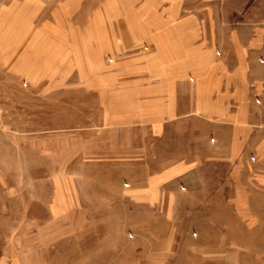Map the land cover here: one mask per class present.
Instances as JSON below:
<instances>
[{"label": "rangeland", "instance_id": "1", "mask_svg": "<svg viewBox=\"0 0 264 264\" xmlns=\"http://www.w3.org/2000/svg\"><path fill=\"white\" fill-rule=\"evenodd\" d=\"M125 1L0 0V264H264V160L242 148L226 159L230 145L199 118L145 133L127 159L115 158L121 143L91 142L94 90L117 69L90 62L88 27L102 8L112 23ZM183 2L238 30L247 96L264 122V0ZM180 162L193 166L159 202L135 200ZM57 178L81 207L51 208Z\"/></svg>", "mask_w": 264, "mask_h": 264}, {"label": "crops", "instance_id": "2", "mask_svg": "<svg viewBox=\"0 0 264 264\" xmlns=\"http://www.w3.org/2000/svg\"><path fill=\"white\" fill-rule=\"evenodd\" d=\"M183 4V0H126L112 23L107 22L108 9L102 8V22L89 24L90 62H110L117 69L102 73L104 87L94 90L99 98L94 103L97 116L89 126L95 130L91 142L121 143L123 152L115 158L127 159L128 145H142L145 133L159 138L167 129L199 118L215 128L213 136L220 145H230L226 159H238L242 148L254 154L252 159L264 160V122L257 121L255 96H247L249 66L234 47L238 30L209 25L204 8ZM131 158L141 160L143 154ZM192 166L180 162L156 173L150 181L151 195L136 189L135 200L143 203L144 196H151V204L159 202L168 179ZM78 175L73 174L71 183L80 181L75 179ZM64 181L53 179L51 208L81 207L79 191L70 195L62 187Z\"/></svg>", "mask_w": 264, "mask_h": 264}]
</instances>
